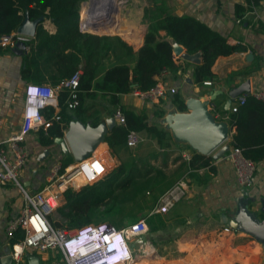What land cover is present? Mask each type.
<instances>
[{
	"label": "crops",
	"instance_id": "0c3cea01",
	"mask_svg": "<svg viewBox=\"0 0 264 264\" xmlns=\"http://www.w3.org/2000/svg\"><path fill=\"white\" fill-rule=\"evenodd\" d=\"M92 1L95 0H81L79 4L78 26L84 33L88 32L81 29V11ZM160 2L165 4L169 13L193 17L224 36L229 44L240 45L244 49L219 56L215 60L211 67L215 79L208 86L196 83L193 77L194 67L201 61L200 55L190 54L198 62L185 60L182 55L187 54L186 50L170 39L174 61L181 67L176 72L167 69L164 79L175 92L154 103L142 101L131 92L120 95L121 108L132 110L136 114H145L147 125L165 132V137L159 141L155 134L139 130L137 132L142 141L137 146L127 147L123 142L112 150L104 139L118 123L113 117L114 111L108 115L102 114L101 122L113 118L114 123L107 127L103 139L89 156L93 155L104 166V173L92 183L99 181L121 164L126 166V172L138 171L137 179L153 182L145 188L143 197L137 201V211L145 212L144 219L159 215L160 221L155 232L149 231L147 223L148 232L144 235H147V243L144 251L140 250L143 255L135 261L141 259L138 264H264L262 243L232 225L233 221H237L242 207L255 213L259 220L264 219V159L257 163L252 185L245 189L237 184L234 168L226 158L229 150L218 159L212 157L223 145L231 146L235 128L229 122V106L233 100L241 94L247 96L264 91V0H129L120 10L121 15L114 28L94 34L119 37L132 48L134 54L127 55L118 48L110 51L98 67L95 80H99L105 70L114 64H127L130 67L134 65L135 52L142 45L147 31L143 10L150 4L158 5ZM237 4L245 7L241 17L236 16ZM37 20L31 35L32 51L27 47L30 41H25L27 45L23 51L26 53L15 50L16 45L12 48L0 47V141L20 130L25 108L24 88L27 84L44 83L55 87L72 73L69 62L63 61L60 68L54 54L37 50V44L42 38L34 39L38 26L43 27L48 36L55 34L58 27L60 28L45 16ZM159 33L165 35L164 31ZM175 49H180V52L175 53ZM248 54L252 56L247 58ZM77 69L81 71L80 68ZM245 83H248V91L244 89L231 98L229 93ZM210 94L214 95L213 99H210ZM176 97L184 106L189 99H199L207 104L203 112L212 119L215 127L226 131L225 140L209 154H202L194 148L178 127L179 123L194 127L190 117L195 112L186 106L184 110L178 109L174 102ZM57 99L58 95L55 104L48 105L52 107L53 114L60 111ZM228 100L230 104L227 106ZM71 121H78L84 127H92L90 121L85 124L77 119ZM69 123L62 130L61 137L66 133ZM42 135H47L46 130H31L23 142L28 148L29 157L26 165L21 168L19 177L30 191L43 187L47 180L48 167L53 161L59 159L62 162L69 156L71 158L67 167L76 164L71 152L63 153L60 144L55 142L60 137H55L51 144H45L41 142ZM195 154L209 157V165L189 168V160ZM186 155L189 159L185 158ZM183 176L187 177L189 185L187 195L168 212H154L162 193ZM81 177L70 188L79 189L85 185ZM61 197L64 198L63 194ZM23 202L16 187L0 184V259L9 256L12 250L5 235L6 222L19 213ZM62 204L63 202L59 206ZM57 208L53 215L57 216ZM111 214L106 220L98 222H108L117 228L128 225H122L120 219H113ZM226 227L230 230L225 231ZM147 247L151 249L145 251ZM32 257H36L39 264H59L62 259L59 250L39 252L28 249L24 253V264H29Z\"/></svg>",
	"mask_w": 264,
	"mask_h": 264
},
{
	"label": "trees",
	"instance_id": "16d2710c",
	"mask_svg": "<svg viewBox=\"0 0 264 264\" xmlns=\"http://www.w3.org/2000/svg\"><path fill=\"white\" fill-rule=\"evenodd\" d=\"M80 1L0 0V36L16 31L25 17L29 20H37L42 16L50 18L60 28L58 27L55 34L48 36V32L38 26L34 39L41 36L42 38L37 44V50L54 54L60 68L62 62L67 61L72 73L79 70L77 68L81 69L75 96L76 107L74 109L68 107L67 102L72 100L71 93L68 89H61L57 94L59 113L53 114L51 106L41 110L52 122L46 129L47 135L40 138L45 144H51L55 137H61L62 130L69 121L77 119L84 124L90 121V125L95 127L103 119L102 114L108 115L117 107L125 116L126 127L115 125L105 136L104 141L112 150L115 146L125 143L129 130L149 131L161 141L166 133L154 126H148L145 114H136L132 110L121 108L120 95L134 89L147 90L153 87L159 72L164 68L172 72L180 69L181 65L174 61L173 44L170 39L182 46L188 54L200 55L201 61L195 65L193 77L196 83L201 85L203 81L215 79L211 67L219 56L230 55L244 49L243 46L229 44L224 36L197 19L173 15L166 10L163 2L158 5L154 3L143 10L147 31L142 45L135 52L134 65L130 67L127 64H114L105 70L99 80H95L98 67L102 65L110 51L118 48L127 55H133L134 52L119 37L80 31L78 26ZM235 9L238 17L245 11V7L240 4H237ZM160 31H164L165 35L162 36ZM29 41V51H32V38ZM66 50L68 51L65 52ZM174 102L177 103L178 109L184 110L185 106L181 100L176 97ZM229 112L230 125L235 128L231 145L242 149L243 154L254 162H260L264 159V101L248 94L244 104L239 105L235 112L230 110ZM56 116L59 118L56 119ZM66 157L61 162L62 169L68 166V160L71 158ZM189 164V168L208 166L209 157L195 154L189 160ZM125 168L126 166L121 164L99 181L85 184L79 189L67 187L63 191V204L57 208L61 221H54L52 214L48 216L51 225L54 228L80 227L106 218L118 205L138 206L137 201L143 197L145 188L153 182L137 179L138 171L126 172ZM123 210L124 208L121 212ZM145 220L150 232L158 229L159 215H153ZM23 238V230L17 229L8 239L9 245L12 246Z\"/></svg>",
	"mask_w": 264,
	"mask_h": 264
},
{
	"label": "built area",
	"instance_id": "2783aa9c",
	"mask_svg": "<svg viewBox=\"0 0 264 264\" xmlns=\"http://www.w3.org/2000/svg\"><path fill=\"white\" fill-rule=\"evenodd\" d=\"M128 1L95 0L86 4L81 11V29L86 32L111 30L115 24H110L108 17L119 9L121 10ZM96 14L99 16L95 18ZM30 38H32L31 35L16 30L2 34L0 46L12 48L17 42L29 41ZM167 71L164 68L159 72L153 87L147 90L134 89L131 93L138 99L150 103L158 102L168 94L174 93L175 89L169 87L164 79ZM80 75L81 71L77 70L62 79L55 87L44 83L27 84L24 88L25 108L20 130L6 140L0 141V184L13 185L19 190L24 200L19 213L8 219L5 225V235L8 239L17 229L24 232L22 241L11 246V264H24L23 256L28 249L39 252L59 250L62 256L59 264H94L98 261H106L107 264H134L138 258L135 254V246H140L144 251L147 243L143 239V235L148 231L144 218L133 221L122 228H117L108 222H90L75 228H54L49 222L48 216L52 215L63 202L61 194L67 187L75 186L74 180L78 176H82L86 184L96 181L104 173V166L93 155L64 169L59 159L53 161L47 170V180L39 190H28L20 180V170L26 165L29 157L28 148L23 144L26 135L31 130H46L51 125V120L46 118L41 110L51 103L55 104L59 90L68 89L72 97V100L67 102L68 107L70 109L76 107L75 96ZM211 84L210 80L203 81V85ZM254 96L264 101V91L257 92ZM245 99V94L236 97L230 104L229 110L235 112L239 105L244 104ZM29 102H32L34 107L29 105ZM113 117L118 125L126 127L125 116L119 107L114 109ZM141 141L142 137L137 131H128L125 140L127 147H135ZM185 158L189 159V156L186 155ZM226 158L234 168L237 184L245 189L249 188L254 179L257 163L246 157L242 149L233 145L230 146ZM96 164L99 167H96ZM86 168L90 173L85 174ZM188 189L187 177L183 176L162 193L154 212H168L187 195ZM224 230L229 231L230 228L226 227ZM117 232L125 236L130 246L129 258L119 262L112 258V253H104V247L110 242L111 235ZM82 248H86L85 251L81 253L82 255L78 254V250Z\"/></svg>",
	"mask_w": 264,
	"mask_h": 264
},
{
	"label": "water",
	"instance_id": "95a60500",
	"mask_svg": "<svg viewBox=\"0 0 264 264\" xmlns=\"http://www.w3.org/2000/svg\"><path fill=\"white\" fill-rule=\"evenodd\" d=\"M38 20H29L27 17L23 20L21 26L17 29L19 32L32 35L36 22ZM27 42L19 41L14 47L19 53L24 52ZM180 49H175V53H179ZM252 55L248 54L247 58ZM182 57L185 60L198 62V60L190 54H184ZM248 91V83H245L242 87L233 89L229 94L231 98L236 97L242 91ZM213 94H210V99H213ZM230 104V100L227 101L226 105ZM185 106L193 110L195 113L190 119L194 127H189L185 123H179L178 127L188 137L194 148L198 149L202 154H209L213 149L219 146L226 138V131L222 128H217L212 123V119L203 112L206 109L207 104L202 103L199 99H189L186 101ZM114 123L113 118H109L108 121L101 122L95 127H84L78 121H71L68 125L67 131L63 137L56 138L55 142L60 144L63 153L71 152L74 160L80 162L88 158L93 151L96 149L98 143L103 139L107 127H111ZM230 146L228 144L223 145L216 151L212 156L214 159L220 158ZM233 227H238L241 231L250 234L253 238L262 243L264 248V219L259 220L255 213L249 211L245 207H242L238 216L237 221H233ZM12 260L9 256H5L0 259V264H11ZM29 264H39L36 257H32Z\"/></svg>",
	"mask_w": 264,
	"mask_h": 264
},
{
	"label": "rangeland",
	"instance_id": "374dc122",
	"mask_svg": "<svg viewBox=\"0 0 264 264\" xmlns=\"http://www.w3.org/2000/svg\"><path fill=\"white\" fill-rule=\"evenodd\" d=\"M116 12L114 14H112L110 17H108V20H109L110 24L111 23L115 24V22L119 19L120 15H121L120 9L118 11H116ZM99 32H101V31H96L95 30L94 32H88V33H93L94 34V33H99ZM122 207L124 208V210L121 212V210L123 209ZM144 215H145V212L143 210H141L140 212L137 211V206H132L130 204H128V205L126 204V205H123V206H120V205L116 206L114 208V210H112L111 217H113V219H116V220L120 219L122 225L123 224L127 225V224H130L133 221H136L138 219L144 218ZM52 219L54 221H61V217L59 216V214H57V216H56V214H54ZM101 220H106V219L104 217ZM144 235H143V239L147 241V237H146L147 235L145 237H144ZM140 248H141L140 246H137V245L135 246V254H137V257H139L140 255H143V253L140 252ZM30 250H33V249H30ZM23 259H24V256H23ZM141 261L142 260L140 259V262Z\"/></svg>",
	"mask_w": 264,
	"mask_h": 264
},
{
	"label": "clouds",
	"instance_id": "9594fccd",
	"mask_svg": "<svg viewBox=\"0 0 264 264\" xmlns=\"http://www.w3.org/2000/svg\"><path fill=\"white\" fill-rule=\"evenodd\" d=\"M29 105L34 107V104L32 102H29ZM111 236L112 238L110 239V242L104 247V253H112V258L116 259V262L128 259L130 256V246L125 236L121 232H117ZM85 249L86 248H82L78 250V254L83 253ZM103 263L107 264L106 261H98L94 264Z\"/></svg>",
	"mask_w": 264,
	"mask_h": 264
},
{
	"label": "bare ground",
	"instance_id": "6f19581e",
	"mask_svg": "<svg viewBox=\"0 0 264 264\" xmlns=\"http://www.w3.org/2000/svg\"><path fill=\"white\" fill-rule=\"evenodd\" d=\"M93 2V1H92ZM117 13V12H116ZM117 15V14H116ZM99 16V14H96L94 17L96 18V17H98ZM118 18V17H117ZM116 21V20H115ZM116 23V22H115ZM118 23V22H117ZM101 146V145H100ZM100 146H99V148H100ZM98 149V148H97ZM89 163V162H88ZM96 167H99L97 164L95 165ZM95 168H93V170H94ZM88 173H90V171L88 170V168H86L85 169V174H88ZM79 177V176H78ZM77 181H78V178H76L75 180H74V185L77 183ZM148 246V245H147ZM149 249H151L150 247H147V249H145V251H148ZM153 257V256H152ZM141 258H144V257H141ZM138 262H135L134 264H137Z\"/></svg>",
	"mask_w": 264,
	"mask_h": 264
}]
</instances>
